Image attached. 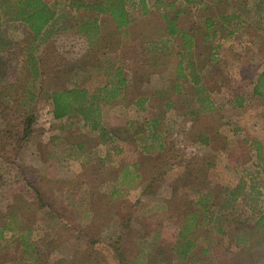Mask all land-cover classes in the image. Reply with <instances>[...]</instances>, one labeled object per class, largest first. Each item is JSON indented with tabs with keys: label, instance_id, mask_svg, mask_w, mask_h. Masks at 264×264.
Segmentation results:
<instances>
[{
	"label": "rangeland",
	"instance_id": "obj_1",
	"mask_svg": "<svg viewBox=\"0 0 264 264\" xmlns=\"http://www.w3.org/2000/svg\"><path fill=\"white\" fill-rule=\"evenodd\" d=\"M44 1L56 13L55 28L79 21L81 16L69 0ZM203 1L206 5L187 7L183 27H201L207 15L218 11L217 0ZM223 3L220 12L234 11V17L223 26L215 17L213 38L205 42L196 37L192 48L208 98L203 109L190 83L175 94L162 93L170 87L166 79L174 75L171 63L146 78L141 72L133 76L142 59L153 57L149 59L148 51L136 41L118 42L106 31L105 59L110 63L114 57L128 65L124 75L129 90L124 99L102 105V124L123 130L125 118L141 122L157 113L155 107L138 111L135 105L127 106L139 96L155 93L160 101H171L168 107L158 108L162 116L155 130L146 124L138 134L132 128L121 134L124 141L106 144L99 143L97 132L83 126L78 116L52 118L41 95L55 82L88 81L87 71L80 67L88 48L84 39L71 27L54 31L33 52L42 61L45 75H39L32 87L26 65L34 45L32 35L21 21L1 16L0 34L6 45L0 46L4 77L0 82V215L14 212L17 217L14 230L5 232L0 241L3 264H173L171 245L183 207L207 193L209 210L218 217L222 232H215L208 254L193 257L198 264H229L227 260L239 249L236 232L246 233L248 224L264 217V171L254 147L242 141L258 139L264 146V80L257 86L264 71V0ZM146 6L152 12L148 21L161 28L158 15L168 7L157 0H146ZM142 22L147 20H139L138 26ZM168 45L175 50L177 43ZM210 46L215 51L213 59L207 57ZM58 63L72 70L68 77L51 79ZM26 88L37 95L30 105L23 92ZM236 97L243 99L241 104ZM198 109L204 112L200 115L206 114L204 124L212 126L207 143L197 138L205 126L191 128L194 115H184ZM29 112L35 119L30 133L20 140L22 121ZM20 168L50 206L38 204ZM239 181L245 183L247 193L250 185L254 187L248 199L240 198L219 212L223 187ZM214 224L206 226L214 229ZM21 229L30 231L36 245L35 263L29 259L18 262L21 246L15 235ZM116 243L123 262L113 248Z\"/></svg>",
	"mask_w": 264,
	"mask_h": 264
},
{
	"label": "trees",
	"instance_id": "obj_2",
	"mask_svg": "<svg viewBox=\"0 0 264 264\" xmlns=\"http://www.w3.org/2000/svg\"><path fill=\"white\" fill-rule=\"evenodd\" d=\"M180 1L183 5H181ZM157 2L168 7L167 10L163 9L158 15L161 28L148 21L152 12L146 6V0H69V4L74 11L81 16L79 21H76L77 23L75 22L70 27L75 34L81 36L87 43L88 48L82 55L80 67L87 71L88 81L85 78L84 81L74 82L72 85H69V82H55L52 83L51 89L42 92L41 95L45 103L50 107L52 118L80 117L83 126L97 132L98 141L102 144L117 140L124 141L125 138L121 137V134L126 131L130 132L129 130L132 128H136L137 133L141 128L145 129L146 124L155 130V127L160 122L162 110L158 108L168 107L171 101L169 103L160 101L158 95L151 93L139 96L134 101L127 103V106L135 105L138 111L155 107L157 113L152 117H148V120L144 118L143 121L138 122L134 119L125 118L123 130L106 127L102 124V105H110L117 100L124 99L125 94L129 90V84L124 75V70L128 68V65L117 61L114 57H112L114 60L110 63L105 59L108 56L106 51L108 46L102 45V43L108 40L105 34L106 31L109 32V37H114L113 39L118 42L122 40L136 41L143 50L148 51L149 59L153 57L152 60L142 59L139 70L130 68V70H133V76L141 72L140 74L143 75V78H146L148 74L160 73L163 68H169L168 63H171L174 75L170 79H166L170 87L162 93L165 94L170 91L175 94L180 91L181 87L183 88L184 83H190L196 87V100L203 109L202 103L206 102L205 100L208 98L205 95L206 87L202 84L201 76L197 72V57H195L196 54L193 53L192 49L194 41L196 37L201 36L202 40L209 42L211 40L209 38H213L215 35V29L213 28L216 23L214 18L216 17L217 24L220 23L223 26V23L230 21L235 13H233L234 11L230 14L220 12L222 4L226 0H217L214 4L217 6L218 11L214 15H207L203 21V26L196 27V29L192 27L185 28L183 27V20L188 13L187 7L196 4L203 5V0H157ZM1 16L21 21L32 35L31 43H34V45L29 49L26 56V65L30 75L29 84L33 87L39 75H45L42 70L43 66L41 67L42 61L33 52L38 50L40 45L54 31L66 30L70 27L65 23L55 28L56 13L44 0H0V20ZM141 19L147 20V23L142 22L138 26ZM52 22L54 23L51 24ZM191 29L194 30L191 31ZM160 32H162L161 35ZM170 41L177 43L175 50L168 45ZM5 45L6 41L3 40L0 34V46ZM210 48L211 50L207 57L213 59L215 51L213 46H210ZM198 55L200 56L201 54ZM119 58L123 59V56L120 55ZM168 58L170 59L168 60ZM65 67L66 64L58 63L54 70L55 73L50 78L58 80V78L68 77L67 74L72 69ZM257 79V86H260L264 80V71L260 73ZM3 81L4 77L0 74V82L2 83ZM23 92L26 94L25 98L29 101L28 105H30L34 97L37 96L36 93L28 88L24 89ZM236 98H238L236 99L237 103L241 104L243 99L241 97ZM24 100L21 104H24ZM197 111L200 110L198 109ZM202 113H204L202 110L200 112H194L193 110L185 111L184 115H194L191 128L195 125L201 130V126H205V131H199L197 138L199 141L207 143L212 136V131H210L212 126L204 124L207 117L206 114L200 115ZM34 119L35 115L32 112H29L23 119L20 140L25 139L30 133ZM242 141L247 146L254 147L256 159L261 164V171H264V146L262 143L258 139L248 140L245 138ZM231 155L229 153L230 157ZM19 170L21 174H24V181L33 191L38 204L40 206H50L49 203L43 201L38 188L29 181L24 170L22 168ZM244 185L243 181H239L233 187H223L222 194L224 197L221 203L218 204L217 210L222 212L225 207L240 198L246 201L254 187L250 185L249 193H247ZM255 192L257 195L259 194V191ZM207 197L208 193L200 195L195 202L189 204L190 207L186 205L183 207L181 225L175 241L171 245L173 264H182L180 262L198 264L197 259L193 255L195 253L208 254L214 240L213 236L222 232L217 222L218 217L214 216L212 211L209 210ZM213 221L215 222L213 225L214 229L206 226L207 223ZM16 222L17 217L14 212L0 215V241L4 240L5 232L14 230L13 225ZM263 222L264 217L260 215L251 226L248 224L246 233L243 231L236 232L235 242L239 249L227 260L229 264H264ZM15 236L21 246V257L18 262L23 259H29L32 263L37 262L36 245L30 239V231L21 229ZM204 242L206 245H201ZM113 248L120 262H123L118 243L114 244ZM5 262L4 258L0 257V264Z\"/></svg>",
	"mask_w": 264,
	"mask_h": 264
}]
</instances>
